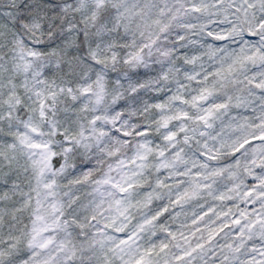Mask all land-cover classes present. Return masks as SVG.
Masks as SVG:
<instances>
[{
    "label": "snow or ice",
    "instance_id": "6c2138e0",
    "mask_svg": "<svg viewBox=\"0 0 264 264\" xmlns=\"http://www.w3.org/2000/svg\"><path fill=\"white\" fill-rule=\"evenodd\" d=\"M0 264H264V0H0Z\"/></svg>",
    "mask_w": 264,
    "mask_h": 264
}]
</instances>
